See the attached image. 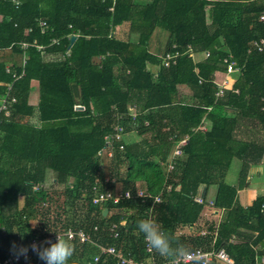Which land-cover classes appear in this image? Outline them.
Masks as SVG:
<instances>
[{
    "label": "trees",
    "instance_id": "trees-1",
    "mask_svg": "<svg viewBox=\"0 0 264 264\" xmlns=\"http://www.w3.org/2000/svg\"><path fill=\"white\" fill-rule=\"evenodd\" d=\"M263 12L264 0H0V96L10 83L16 97L0 122V259L34 236L72 228L92 241L62 235L73 247L71 264H123L100 245L168 261L174 256L146 252L136 229L151 212L190 250L224 248L236 264L264 256V195L247 206L238 199L251 165L264 157V50L253 45L264 37ZM168 52L178 55L165 66ZM229 61L238 71L217 97V73ZM36 82L37 126L23 121L35 113ZM116 126L123 139L109 146ZM234 158L242 161L237 184L226 181ZM49 170L56 188L44 185ZM106 190L130 196L93 203ZM208 204L223 210L221 220L205 233H179L198 224ZM18 264L43 261L35 253Z\"/></svg>",
    "mask_w": 264,
    "mask_h": 264
},
{
    "label": "built area",
    "instance_id": "built-area-1",
    "mask_svg": "<svg viewBox=\"0 0 264 264\" xmlns=\"http://www.w3.org/2000/svg\"><path fill=\"white\" fill-rule=\"evenodd\" d=\"M260 20L264 21V12L260 15ZM43 25L46 24L45 21L42 22ZM23 46H26L27 43H22ZM254 47L257 48L259 51L264 50V37L260 38L259 40L254 41L253 43ZM40 49L42 46H38ZM178 52H168L164 57H163V63L165 66H169L172 61L175 60L177 57ZM191 55L194 56L193 51H191ZM205 55L208 56L209 52H205ZM228 59H225L227 62ZM238 66L236 65L235 62L229 61L227 70L224 75L220 79H216V84L218 86V90L216 92V96H222L225 93V90L228 88H232L233 82H234V77L233 75L238 71ZM10 88L11 84H7V91L0 96V122L3 121L4 118H8L12 114V105L13 103L16 102V97L15 96H10ZM202 129H206V126H201ZM115 132L112 134L106 135V140L109 146L114 141H122L123 139V128L120 126L115 127ZM188 138H183L181 139L176 147L174 148L170 163H169V169H173L174 167V159L177 156H181L183 154L182 146L187 143ZM119 148L123 149L124 144L120 143ZM108 155H112L113 151L112 149L107 148ZM171 186L168 187L170 189ZM138 195L139 196H144V190L139 189L138 190ZM130 192L126 191L125 193L121 191H114V190H106V191H100L96 193L93 196V203L95 204H100L104 203L106 201L112 200L114 202L119 201L121 197H129ZM155 202L161 201V196L158 195L155 198ZM196 200L201 201V198L196 197ZM152 216V212L150 213V218ZM207 232V230H203L202 233ZM57 235L61 236L65 235L68 239H78L80 242H87V241H92V238L89 233L86 231L79 229V230H74L72 228L67 229L64 233H55V234H50L46 236H34L32 237L26 244H20L16 250L14 249H9L4 258L0 259V264H18V263H27L31 256L35 254L36 252H33L31 250V245L33 243H36L37 245H40L41 242L44 241H55L57 238ZM115 236L118 235V232H115ZM214 235L216 236L217 233L215 231ZM22 246H29L28 251L26 254H21V247ZM152 248L147 245L146 243V252H151ZM100 252L101 253H109L115 255L123 264H192V263H198V264H210L213 261H217L220 264H236L234 259L226 252L224 248L220 249H203L201 247H197L195 249L190 250L189 255H185L182 257H176L174 256L172 259L164 262H156L152 259L149 260H137L134 257L125 254L122 251H118L115 246H101L100 245ZM95 261L99 260V255H97L95 258ZM248 264H264V256H262L259 260L248 263Z\"/></svg>",
    "mask_w": 264,
    "mask_h": 264
},
{
    "label": "clouds",
    "instance_id": "clouds-1",
    "mask_svg": "<svg viewBox=\"0 0 264 264\" xmlns=\"http://www.w3.org/2000/svg\"><path fill=\"white\" fill-rule=\"evenodd\" d=\"M136 229L142 234L147 245L161 256L182 257L190 254L189 248L176 241L162 225L150 217L140 219L136 223ZM28 247L22 246L21 254H26ZM30 247L43 264H71L73 247L66 238L59 235L55 241H44L40 245L33 243Z\"/></svg>",
    "mask_w": 264,
    "mask_h": 264
},
{
    "label": "crops",
    "instance_id": "crops-1",
    "mask_svg": "<svg viewBox=\"0 0 264 264\" xmlns=\"http://www.w3.org/2000/svg\"><path fill=\"white\" fill-rule=\"evenodd\" d=\"M49 57H51V56H49ZM223 75H224L223 73L219 72V73H217V78L219 76L222 77ZM233 77H234V75H233ZM39 99H40L39 98V89H38V84L36 82V85L32 89L31 94H30V103L32 105H34L36 108L38 103H39ZM23 121L29 122V123L34 124L36 126L40 125L37 108H36L34 114L24 117ZM236 159H238V158H234V160H236ZM233 161H232V163H233ZM232 163H231V166L227 172L226 181L231 183V184H237L238 179H239V173H240L242 161L240 160V166L238 169V173L230 176L231 169H232ZM254 166H255V171L253 170ZM50 171H52V170H49L48 174L49 173L52 175L55 174L54 171H52V172H50ZM262 175L264 178V157L259 163L251 165V167L249 169V173H248L247 185L243 188L238 189V199L242 205H244V206L251 205L252 202L259 195H264V179L261 178ZM52 180L55 181V177L52 178ZM204 191H205V186H202L200 188L199 193H198V197H201V195ZM216 191H217L216 186H211L209 188L208 194H207V198L209 201H211L214 198ZM222 214H223V210L216 209L213 206H211L210 204H208L205 206V209L202 212V216H201L198 224H196L195 226H183L179 230V233L184 232L186 234H190V233H196L197 231H201L206 227L205 225L209 222L218 223L222 218ZM192 264H195V263H192Z\"/></svg>",
    "mask_w": 264,
    "mask_h": 264
},
{
    "label": "rangeland",
    "instance_id": "rangeland-1",
    "mask_svg": "<svg viewBox=\"0 0 264 264\" xmlns=\"http://www.w3.org/2000/svg\"><path fill=\"white\" fill-rule=\"evenodd\" d=\"M117 31H120L118 28H117ZM124 30H122L121 32H123ZM154 47V46H153ZM153 67V66H152ZM153 69H157V66H154L153 67ZM221 77L219 76L218 77V79H220ZM127 136V138H128V140H130V139H134V136L133 135H131V134H129V135H126ZM136 138V137H135ZM107 152H108V150H106ZM106 152V153H107ZM108 155V154H107ZM108 156H110V155H108ZM103 163H104V167H106L105 169H107V167H109V159H107V158H105L104 160H103ZM239 166H240V160L239 159H236V160H234L233 161V163H232V169H231V174H230V176H232V175H234V174H237L238 173V169H239ZM253 170L255 171V166L253 167ZM50 172H52V171H50ZM255 173V172H254ZM50 175V176H49ZM55 177V174H48V177H47V182L44 184L45 185V187H53V186H55L54 188H56V187H58V185L57 184H55V181H53L52 180V178H54ZM109 178V177H108ZM262 179H264L263 178V175H262V177H261ZM118 186H119V184H118ZM119 188V187H118ZM199 198V197H198Z\"/></svg>",
    "mask_w": 264,
    "mask_h": 264
},
{
    "label": "water",
    "instance_id": "water-1",
    "mask_svg": "<svg viewBox=\"0 0 264 264\" xmlns=\"http://www.w3.org/2000/svg\"><path fill=\"white\" fill-rule=\"evenodd\" d=\"M76 37H77L76 35H73V36L71 37V43L74 42V40L76 39ZM72 89H73V92H74L75 97H76L77 99H79L80 96H81V92H80L79 85H78L77 83H73V84H72ZM77 108H78V109H83L84 107L81 106V105H78ZM233 112H234V111H233L232 109L227 108V113H229V115L233 114ZM107 211H108V209H107V208H104L103 213L105 214Z\"/></svg>",
    "mask_w": 264,
    "mask_h": 264
}]
</instances>
